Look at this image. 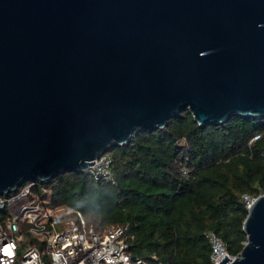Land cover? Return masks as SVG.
<instances>
[{
    "label": "water",
    "instance_id": "1",
    "mask_svg": "<svg viewBox=\"0 0 264 264\" xmlns=\"http://www.w3.org/2000/svg\"><path fill=\"white\" fill-rule=\"evenodd\" d=\"M187 108L264 114V0H0V194ZM238 254L264 264V194Z\"/></svg>",
    "mask_w": 264,
    "mask_h": 264
},
{
    "label": "trees",
    "instance_id": "2",
    "mask_svg": "<svg viewBox=\"0 0 264 264\" xmlns=\"http://www.w3.org/2000/svg\"><path fill=\"white\" fill-rule=\"evenodd\" d=\"M106 153L110 180L64 170L25 178L6 193L32 182L31 194L50 207L77 209L92 229L124 225L127 250L141 260L136 264H213L208 231L228 255L238 254L245 240L243 195L264 194V114L197 123L183 108L161 127L110 144ZM29 239L43 250V241ZM42 257L47 261L44 251Z\"/></svg>",
    "mask_w": 264,
    "mask_h": 264
},
{
    "label": "built area",
    "instance_id": "3",
    "mask_svg": "<svg viewBox=\"0 0 264 264\" xmlns=\"http://www.w3.org/2000/svg\"><path fill=\"white\" fill-rule=\"evenodd\" d=\"M86 170L92 179L110 180V156L103 152L92 158ZM32 182L16 191L0 194V264H136L126 247L125 226L112 224L103 229L86 226L81 213L68 205L50 207L45 198L31 194ZM42 187V191H47ZM254 197L243 195L245 208ZM43 241V250L30 242ZM217 264V250L227 254L224 244L212 231L206 233ZM10 251V255L8 254ZM42 251L48 255L47 261ZM221 255V256H222Z\"/></svg>",
    "mask_w": 264,
    "mask_h": 264
},
{
    "label": "bare ground",
    "instance_id": "4",
    "mask_svg": "<svg viewBox=\"0 0 264 264\" xmlns=\"http://www.w3.org/2000/svg\"><path fill=\"white\" fill-rule=\"evenodd\" d=\"M222 253L220 252V250H217L216 253V260L219 259L221 257Z\"/></svg>",
    "mask_w": 264,
    "mask_h": 264
},
{
    "label": "snow or ice",
    "instance_id": "5",
    "mask_svg": "<svg viewBox=\"0 0 264 264\" xmlns=\"http://www.w3.org/2000/svg\"><path fill=\"white\" fill-rule=\"evenodd\" d=\"M8 254H9V255L11 254V253H10V251H9V253H8Z\"/></svg>",
    "mask_w": 264,
    "mask_h": 264
}]
</instances>
